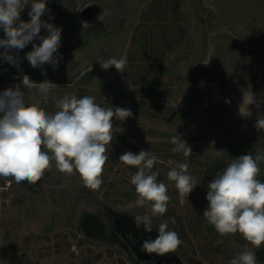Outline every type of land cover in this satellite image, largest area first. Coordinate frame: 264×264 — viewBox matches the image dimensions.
<instances>
[{
  "label": "rangeland",
  "instance_id": "obj_1",
  "mask_svg": "<svg viewBox=\"0 0 264 264\" xmlns=\"http://www.w3.org/2000/svg\"><path fill=\"white\" fill-rule=\"evenodd\" d=\"M46 7L41 19L62 28L58 68H33L26 59L29 43L14 50L15 64L0 58V92L20 85L26 102L39 98L36 89L23 88L28 75L56 85L41 102L49 114L58 99L74 94L133 115L113 118L99 190L86 188L78 174H61L54 161L34 185L0 177V264H229L235 253L251 248L239 233L221 237L203 212L207 185L227 164V157H213L215 150L232 158L264 154V131L254 126L264 114V0H46ZM29 10L21 20H30ZM47 34L42 28L40 35ZM125 55L123 73L99 63ZM245 90L259 103L248 106L249 117L239 111L246 108ZM175 135L192 155L172 152ZM141 150L157 157L153 171L170 196L166 213L153 217L151 233L134 224L135 216L151 214L150 204L135 205L130 176L137 169L119 161L125 152ZM169 159L189 163L197 186L188 197L167 179ZM163 222L182 244L162 256L143 251V241L154 240Z\"/></svg>",
  "mask_w": 264,
  "mask_h": 264
},
{
  "label": "clouds",
  "instance_id": "obj_2",
  "mask_svg": "<svg viewBox=\"0 0 264 264\" xmlns=\"http://www.w3.org/2000/svg\"><path fill=\"white\" fill-rule=\"evenodd\" d=\"M29 6L30 20H21V12ZM46 11H49L46 0H0V29L5 34L0 39V48L4 49L0 58L15 64L14 50H23L34 39H40L39 45L32 44L33 50L26 53V59L33 68L46 63L58 68L62 59L58 52L62 28L41 19ZM82 27L87 29L89 25L82 22ZM42 28L47 30L46 36L40 35ZM99 63L104 70L115 67L118 73H123L127 58L126 55L110 57ZM22 85L29 90L36 89L39 98L33 95L30 102H26L20 85L0 92V177L6 181L11 177L17 184L27 181L34 185L52 169L54 161L61 174H78L86 188L99 190L109 159L107 145L113 141V118L124 121L133 115L131 110L101 107L88 95L77 98L74 94H65L56 101L57 111L49 114L41 107V102L48 101L56 85L48 80L33 82L28 75L22 77ZM242 105L246 106L239 109L243 117L251 115L249 105L259 106L251 90L243 92ZM254 126L264 131V114L257 116ZM170 143L174 145L173 153H183L185 157L192 155L191 147L180 135L171 137ZM212 155L214 158L227 157V164L207 185L208 207L203 217L221 237L239 233L251 245L235 253L229 264H258L253 249L264 245V182L257 179L264 154L253 156L249 152L232 158L227 150L221 149ZM119 161L137 169L130 176L137 194L135 205L150 204L151 214L135 216L134 224L151 233L153 217L166 213L170 200L168 186L158 182L159 172L153 171L157 157L150 151L141 150L138 154L127 151ZM167 165V179L174 182L181 197H188L197 186L195 178L188 174L189 163L169 159ZM157 231L154 240L143 241V251L162 256L176 251L182 244L178 233L168 229L167 222L160 223Z\"/></svg>",
  "mask_w": 264,
  "mask_h": 264
},
{
  "label": "trees",
  "instance_id": "obj_3",
  "mask_svg": "<svg viewBox=\"0 0 264 264\" xmlns=\"http://www.w3.org/2000/svg\"><path fill=\"white\" fill-rule=\"evenodd\" d=\"M177 157L180 159V156H177ZM263 164H264V162L259 164L261 171L257 177V179H259L261 182H264V169H262ZM255 253H256V258H257L258 264H264V246L262 248L256 250Z\"/></svg>",
  "mask_w": 264,
  "mask_h": 264
},
{
  "label": "water",
  "instance_id": "obj_4",
  "mask_svg": "<svg viewBox=\"0 0 264 264\" xmlns=\"http://www.w3.org/2000/svg\"><path fill=\"white\" fill-rule=\"evenodd\" d=\"M33 43V42H32ZM32 43H30L27 48L25 49V51H27L29 49V47L32 45Z\"/></svg>",
  "mask_w": 264,
  "mask_h": 264
},
{
  "label": "flooded vegetation",
  "instance_id": "obj_5",
  "mask_svg": "<svg viewBox=\"0 0 264 264\" xmlns=\"http://www.w3.org/2000/svg\"><path fill=\"white\" fill-rule=\"evenodd\" d=\"M160 264H163V263H160Z\"/></svg>",
  "mask_w": 264,
  "mask_h": 264
}]
</instances>
